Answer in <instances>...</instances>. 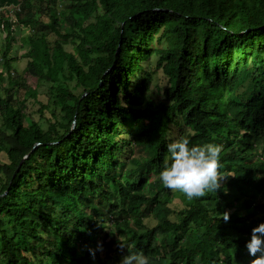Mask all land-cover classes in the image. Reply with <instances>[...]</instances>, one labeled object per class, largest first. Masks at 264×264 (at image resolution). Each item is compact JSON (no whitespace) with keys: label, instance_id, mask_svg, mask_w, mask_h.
<instances>
[{"label":"trees","instance_id":"trees-1","mask_svg":"<svg viewBox=\"0 0 264 264\" xmlns=\"http://www.w3.org/2000/svg\"><path fill=\"white\" fill-rule=\"evenodd\" d=\"M27 28L20 74L11 54ZM0 33V264H113L121 241L149 264H250L264 221V0H0ZM155 69L167 85L152 92ZM180 137L221 145L225 177L174 209L158 174Z\"/></svg>","mask_w":264,"mask_h":264},{"label":"clouds","instance_id":"clouds-1","mask_svg":"<svg viewBox=\"0 0 264 264\" xmlns=\"http://www.w3.org/2000/svg\"><path fill=\"white\" fill-rule=\"evenodd\" d=\"M166 150L168 156L164 159L158 175L167 189L182 193L191 200L203 197L207 192H216L222 187L225 176L220 175L221 145L192 144L189 139L180 137L167 143ZM229 216V212H224L225 220ZM120 246H127L128 254L122 257L119 264H149L148 257L142 251H130V246L122 241ZM98 247L102 248V245ZM245 248L248 255L254 257L250 264H264V221L251 229Z\"/></svg>","mask_w":264,"mask_h":264},{"label":"rangeland","instance_id":"rangeland-1","mask_svg":"<svg viewBox=\"0 0 264 264\" xmlns=\"http://www.w3.org/2000/svg\"><path fill=\"white\" fill-rule=\"evenodd\" d=\"M32 34V31L30 28H27L23 31H16L15 36H17V40L19 42V47H18V43H14L15 45V49L12 52L11 56H13L16 61L14 62V67L16 68L17 72H19L20 74L23 73L24 68L26 66L27 60L25 58L26 53L29 50V40H30V36ZM5 38V35H4ZM4 39L2 34L0 33V50L2 49V45L4 44ZM156 58L154 57L152 59V64H153V68L156 67ZM0 60H1V52H0ZM2 66L0 65V72L2 71ZM17 75V74H16ZM16 75L14 77H16ZM7 83V82H6ZM36 84V82H32V85ZM167 85V79L164 77L162 70L158 69V70H153V78H152V84H151V88H152V92L157 91V88L161 87V88H165ZM41 100L45 99V96L47 95V93H49L47 86L42 85L41 86ZM143 100H145L143 98ZM40 108L39 105L33 104L32 102H30V108L29 110L31 112H37V110ZM36 120L38 121H42V122H46V119L41 118L39 115L36 116ZM136 157H139L141 159H145L146 154L143 153L140 150L136 149V153H135ZM5 160L4 155L0 154V163H2ZM127 170H131L134 167V165L129 164L127 165ZM144 177L148 180V181H155L157 179V175L154 171L153 167L147 168L144 170ZM118 176L120 178H123L124 175L122 173H118ZM115 192V196H117L118 194V190L114 189ZM171 203V206L174 209H181L185 204H189L191 203V200L187 199L182 193L176 192L175 195L172 198H169ZM156 222L154 220H152V222L150 223V225L155 224ZM107 226L104 227H99L98 228V234H97V239H101V237H105L106 234V228ZM127 248L123 249L121 251L122 257L127 255L126 252ZM121 257V259H122ZM120 260L114 262L113 264H119Z\"/></svg>","mask_w":264,"mask_h":264}]
</instances>
